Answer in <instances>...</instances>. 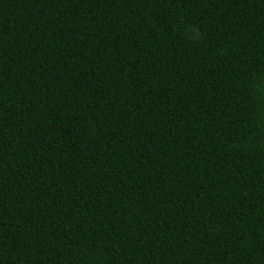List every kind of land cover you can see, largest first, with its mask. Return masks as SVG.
Listing matches in <instances>:
<instances>
[{
	"label": "trees",
	"instance_id": "trees-1",
	"mask_svg": "<svg viewBox=\"0 0 264 264\" xmlns=\"http://www.w3.org/2000/svg\"><path fill=\"white\" fill-rule=\"evenodd\" d=\"M0 264H264V0H0Z\"/></svg>",
	"mask_w": 264,
	"mask_h": 264
}]
</instances>
